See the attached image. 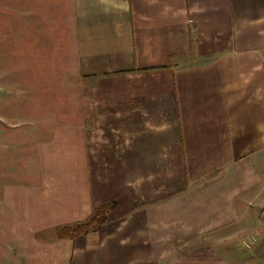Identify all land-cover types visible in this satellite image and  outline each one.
<instances>
[{
  "label": "crops",
  "instance_id": "1",
  "mask_svg": "<svg viewBox=\"0 0 264 264\" xmlns=\"http://www.w3.org/2000/svg\"><path fill=\"white\" fill-rule=\"evenodd\" d=\"M26 51L0 264H264V0H15Z\"/></svg>",
  "mask_w": 264,
  "mask_h": 264
},
{
  "label": "rangeland",
  "instance_id": "2",
  "mask_svg": "<svg viewBox=\"0 0 264 264\" xmlns=\"http://www.w3.org/2000/svg\"><path fill=\"white\" fill-rule=\"evenodd\" d=\"M15 53L19 54L16 60H28L27 51L15 52V0H0V159L4 173L0 186L4 188L15 186V69L28 73L25 67L15 66ZM13 231L5 227L6 236Z\"/></svg>",
  "mask_w": 264,
  "mask_h": 264
}]
</instances>
